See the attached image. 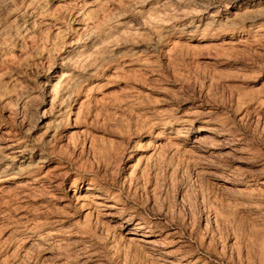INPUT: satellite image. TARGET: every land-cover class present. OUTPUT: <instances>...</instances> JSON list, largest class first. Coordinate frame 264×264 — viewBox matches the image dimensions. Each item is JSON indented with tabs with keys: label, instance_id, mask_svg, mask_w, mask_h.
Here are the masks:
<instances>
[{
	"label": "rangeland",
	"instance_id": "374dc122",
	"mask_svg": "<svg viewBox=\"0 0 264 264\" xmlns=\"http://www.w3.org/2000/svg\"><path fill=\"white\" fill-rule=\"evenodd\" d=\"M0 264H264V0H0Z\"/></svg>",
	"mask_w": 264,
	"mask_h": 264
},
{
	"label": "bare ground",
	"instance_id": "6f19581e",
	"mask_svg": "<svg viewBox=\"0 0 264 264\" xmlns=\"http://www.w3.org/2000/svg\"><path fill=\"white\" fill-rule=\"evenodd\" d=\"M133 158V157H132ZM128 160H130V159H128Z\"/></svg>",
	"mask_w": 264,
	"mask_h": 264
}]
</instances>
